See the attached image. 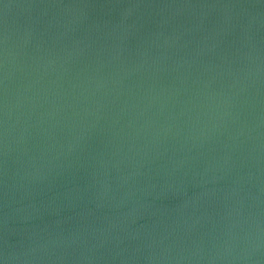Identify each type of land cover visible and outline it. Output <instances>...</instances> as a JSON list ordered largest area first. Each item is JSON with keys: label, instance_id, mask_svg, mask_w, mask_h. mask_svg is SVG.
Here are the masks:
<instances>
[{"label": "water", "instance_id": "95a60500", "mask_svg": "<svg viewBox=\"0 0 264 264\" xmlns=\"http://www.w3.org/2000/svg\"><path fill=\"white\" fill-rule=\"evenodd\" d=\"M0 264H264V0H0Z\"/></svg>", "mask_w": 264, "mask_h": 264}]
</instances>
